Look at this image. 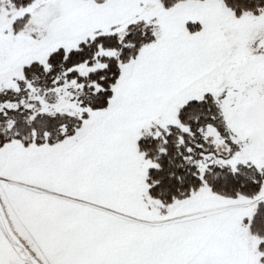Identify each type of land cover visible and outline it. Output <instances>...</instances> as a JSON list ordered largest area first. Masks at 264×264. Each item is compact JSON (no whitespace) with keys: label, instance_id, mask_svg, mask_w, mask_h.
Masks as SVG:
<instances>
[{"label":"snow or ice","instance_id":"snow-or-ice-1","mask_svg":"<svg viewBox=\"0 0 264 264\" xmlns=\"http://www.w3.org/2000/svg\"><path fill=\"white\" fill-rule=\"evenodd\" d=\"M0 264H264V0H0Z\"/></svg>","mask_w":264,"mask_h":264}]
</instances>
